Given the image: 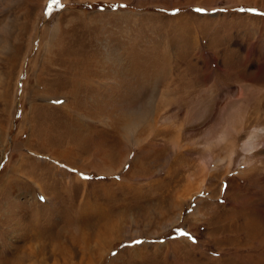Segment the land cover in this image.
I'll return each mask as SVG.
<instances>
[{"label":"rangeland","instance_id":"rangeland-1","mask_svg":"<svg viewBox=\"0 0 264 264\" xmlns=\"http://www.w3.org/2000/svg\"><path fill=\"white\" fill-rule=\"evenodd\" d=\"M68 259L264 264V0H0V264Z\"/></svg>","mask_w":264,"mask_h":264},{"label":"bare ground","instance_id":"bare-ground-1","mask_svg":"<svg viewBox=\"0 0 264 264\" xmlns=\"http://www.w3.org/2000/svg\"><path fill=\"white\" fill-rule=\"evenodd\" d=\"M231 130H233V128H231ZM129 142L131 143V141H129ZM130 143H129V144H130ZM129 144H128V145H129ZM129 147H130V150H131V146H130V145L128 146V148H129ZM129 154H130V152H129V150H128V153H127L126 156H125L126 160H124V161L122 162L121 166H120V167H121V170L124 168V165L128 162L127 160H128ZM56 158H60V157L57 156ZM119 163H120V162H119ZM76 167H77V166H76ZM112 171H113V170H112ZM110 173H111V172H109V174H110ZM100 231L102 232V230H100ZM144 231H145V230H144ZM100 234H101V233H100ZM102 234H103V233H102ZM102 236H103V235H102ZM82 242H84V244H85V248L87 249V248H88V245H90L89 242H88V241H85V240L82 241ZM30 247H31V245H30ZM52 247H53V244H52ZM64 247H65V246L62 247V246H60V244H57V243H56V244H54V249L52 250V251H53L52 253H55V254H56L59 250H61V249H59V248H62V249H64V252H65V251L67 252V249L64 248ZM107 247H108V246H107ZM32 248H33V247H32ZM85 248H84V249H85ZM39 249H40V247H39ZM84 249H83V250H84ZM86 249H85V250H86ZM88 249H89V248H88ZM108 249H109V248H108ZM32 251H33V250H32ZM59 252H60V251H59ZM89 252H90V251H89ZM36 253H37V252H36ZM37 254H38V253H37ZM39 254H40V253H39ZM31 255H32V254H31ZM39 256H40V255H38V257H39ZM39 258H40V257H39ZM33 259H35V258H33ZM68 260H69V259H68ZM45 262H46V261H45ZM69 264H76V263H74V262H72L71 260H69ZM248 264H250V263H248Z\"/></svg>","mask_w":264,"mask_h":264},{"label":"snow or ice","instance_id":"snow-or-ice-1","mask_svg":"<svg viewBox=\"0 0 264 264\" xmlns=\"http://www.w3.org/2000/svg\"><path fill=\"white\" fill-rule=\"evenodd\" d=\"M178 11V10H177ZM198 11H203V9H198ZM183 235H187V233H182Z\"/></svg>","mask_w":264,"mask_h":264}]
</instances>
